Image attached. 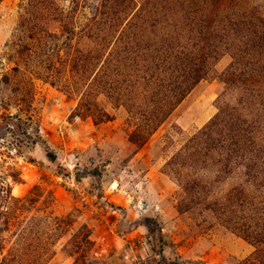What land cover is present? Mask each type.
I'll list each match as a JSON object with an SVG mask.
<instances>
[{
    "label": "trees",
    "instance_id": "1",
    "mask_svg": "<svg viewBox=\"0 0 264 264\" xmlns=\"http://www.w3.org/2000/svg\"><path fill=\"white\" fill-rule=\"evenodd\" d=\"M187 2L184 7L190 9L181 7L176 14L155 0L140 7L135 0H97L89 24L77 32L65 9L59 13L55 8V0H30L13 50L29 73L30 85L40 79L78 98L75 115L92 117L97 124L111 121L113 116L99 103L101 96L125 107L137 127L130 142L142 146L197 84L211 76L222 55L231 54L234 61L223 77L226 94L242 95L234 105L220 99L216 116L184 143L166 169L179 185L176 205L181 213L198 209L256 247L253 257L241 264H264V126L259 122L264 112L263 5L256 0ZM14 71L18 76L20 65ZM17 92L19 114L7 116L13 119L7 123L13 140L6 147L21 152L27 146L21 134L32 144L46 145L31 110L35 95L29 87ZM47 156L57 159L53 151L47 150ZM12 177L22 182L19 172ZM41 198L39 193L14 197L10 183L2 181L0 234L9 229L11 214L18 248L29 251L35 244L37 255L45 250L46 229L53 231L45 237L49 241L74 223L73 214L31 215ZM8 200L14 202L11 208ZM158 233L163 239L162 231ZM65 248L74 264H89L94 248L91 229L84 225L75 231ZM19 253L20 249L13 254L11 264L24 261ZM1 255L3 264L7 257Z\"/></svg>",
    "mask_w": 264,
    "mask_h": 264
},
{
    "label": "rangeland",
    "instance_id": "2",
    "mask_svg": "<svg viewBox=\"0 0 264 264\" xmlns=\"http://www.w3.org/2000/svg\"><path fill=\"white\" fill-rule=\"evenodd\" d=\"M29 1L0 0V198L5 178L14 197L42 195L31 215L54 218L73 214L74 223L68 232L59 238L54 235L49 241L45 237L53 231L46 229L48 234L42 240L45 250L37 255L35 244L31 243L29 251L18 248L17 226L10 214V227L0 234L1 257H7L3 264H11L19 249L24 261L18 264H74L65 246L84 225L91 229L94 241L89 264H241L252 258L256 247L243 237L201 215L198 209L186 213L177 209L180 188L166 169L168 160L184 143L216 116L220 99L234 105L242 95L226 94L223 77L234 61L231 54L222 55L211 76L197 84L143 146L132 144L130 134L137 127L130 122L125 107H116L105 96L99 97L101 107L113 119L97 124L92 117L75 115L78 98H70L40 79L34 80L33 86L28 83L29 73L24 71L12 45ZM146 1L135 0L139 7ZM155 1L176 14L190 9L187 0ZM96 2L55 0V8L59 13L65 9L79 32L93 17ZM256 2L263 5L264 11L263 0ZM18 65L21 72L17 76L14 68ZM239 65L243 67L242 61ZM26 87L35 95L31 110L46 145L32 144L21 134L27 146L18 152L6 147L13 140L7 124L13 119L7 116L19 114L17 90L24 93ZM20 115L26 120L25 114ZM261 117L259 122L264 126V112ZM47 150L56 153L55 161L48 158ZM17 172L21 174L20 183L12 177ZM10 200L6 204L11 208L14 202ZM26 215L28 212L21 219Z\"/></svg>",
    "mask_w": 264,
    "mask_h": 264
}]
</instances>
